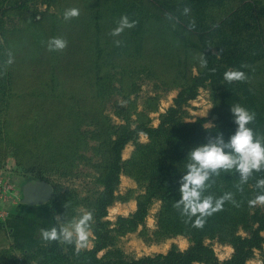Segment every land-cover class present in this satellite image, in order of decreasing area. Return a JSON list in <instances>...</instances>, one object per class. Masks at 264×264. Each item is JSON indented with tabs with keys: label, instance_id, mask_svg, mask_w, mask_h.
<instances>
[{
	"label": "rangeland",
	"instance_id": "374dc122",
	"mask_svg": "<svg viewBox=\"0 0 264 264\" xmlns=\"http://www.w3.org/2000/svg\"><path fill=\"white\" fill-rule=\"evenodd\" d=\"M27 1L29 13H0V86L4 92L0 97V224L10 216L23 221L18 229L11 225L16 242L0 238V264H35L29 255L53 243L44 241L39 229L57 226L56 216L68 222L85 210L95 215L94 202L102 191L93 167L100 162L95 125L118 126L127 120L132 129L157 127L184 89L186 78L196 76L200 68L198 41L164 20L146 0L128 10L121 0ZM231 5L209 9V20L222 21L232 11L228 12ZM115 6L118 12L113 17ZM73 7L80 10L79 17L65 21L64 11ZM125 14L138 23L119 37L111 36ZM57 36L65 37L68 47L49 52L46 42ZM116 39L122 41L121 46L114 44ZM9 52L14 57L11 65L6 64ZM181 119L200 121L205 128L215 125L211 83L199 87L196 97L183 105ZM137 143L147 144L148 139L139 133L121 152L123 166L115 201L101 220L111 230V245L98 253L99 258L119 250L126 259H139L172 248L183 251L190 245L188 236L171 234L161 224L157 200L134 231L115 232L117 218L132 214L136 199L144 193V186L125 168ZM47 186L52 188L47 202L22 203L25 193ZM22 208L27 210L24 216L19 213ZM94 223L95 219L92 228ZM22 231L23 237L18 233ZM236 234L244 237L248 232L239 227ZM94 242L91 229L83 250L92 249ZM204 243L219 261L233 253L230 242L218 236L205 237ZM245 264H264V244Z\"/></svg>",
	"mask_w": 264,
	"mask_h": 264
},
{
	"label": "trees",
	"instance_id": "16d2710c",
	"mask_svg": "<svg viewBox=\"0 0 264 264\" xmlns=\"http://www.w3.org/2000/svg\"><path fill=\"white\" fill-rule=\"evenodd\" d=\"M44 1L53 4L58 0ZM146 1L157 8L164 20L198 41L200 54L206 56L208 67H200L196 76L190 74L186 78L184 89L173 100V107L160 117L157 127L138 125L132 129L127 120L118 126L95 125L98 127L95 141L100 162L93 167L102 191L94 202V247L81 250L77 255L74 245L53 241L29 255V260L35 264H245L254 250L264 244V205L255 207L249 204V200L261 191L255 185L258 179L264 178V171L254 173L243 186L242 193L236 188L239 176L235 172H221L220 176H214L212 180L215 183L205 194L218 198L225 193H233L239 207L226 202L222 211L206 218L203 228L185 223L186 217H182L174 207L180 198L179 181L186 172L188 153L206 143L209 136L222 133L227 141L235 133L237 125L230 111L232 105L239 103L254 111L256 119L249 127L257 135L264 136V0ZM27 2L0 0V13L11 12L18 16L29 13L31 8ZM121 2L128 10L141 5L143 0ZM227 4H232L228 12L232 11L222 21L221 18L218 22L209 20V9L219 5L222 8ZM185 7L191 9L187 15L183 13ZM117 12L116 6L113 7V17ZM193 20L194 30L189 28ZM242 64L248 67L241 68ZM213 68L215 72L211 71ZM229 69L244 71L247 81L228 83L224 80V73ZM207 82L213 86V110L216 116V123L210 128L203 127L200 121L187 123L181 119L183 105L194 99L198 88ZM3 93L0 86V97ZM139 133L147 137L148 143L135 144L134 154L125 168L127 174L144 186V193L136 199V209L132 214L117 218L115 232L123 235L134 231L144 222L152 201L157 200L161 204V224L171 234L188 236L190 245L183 251L172 248L165 254L139 259H126L119 250L106 254L110 257L99 258L98 253L111 245V230L101 220L107 216V209L115 201L123 166L121 152ZM239 227L245 229L248 235H237ZM208 236H218L230 242L233 253L229 259L218 260L213 249L204 243V238Z\"/></svg>",
	"mask_w": 264,
	"mask_h": 264
},
{
	"label": "clouds",
	"instance_id": "9594fccd",
	"mask_svg": "<svg viewBox=\"0 0 264 264\" xmlns=\"http://www.w3.org/2000/svg\"><path fill=\"white\" fill-rule=\"evenodd\" d=\"M190 11L189 7H185L183 13L187 15ZM79 15L80 10L73 7L64 11L63 19L70 21ZM137 23L138 21L130 20L126 14L122 15L110 35L119 37L126 29L135 27ZM189 28L195 29L194 20L189 24ZM0 43H3L2 38ZM114 44L119 47L122 41L116 39ZM46 47L49 52H62L68 47V40L63 36L52 37L46 42ZM13 62L14 57L9 52L6 64L11 65ZM199 65L201 68L208 67V60L203 53L199 56ZM247 67L246 64L241 65V68ZM211 71L215 72V69ZM247 79L246 73L241 70L229 69L224 73V80L228 83L246 82ZM230 111L237 125L235 133L227 141L222 133L209 136L206 143L193 148L187 156L186 172L179 181L180 198L174 207L182 217H186L185 223H191L195 228H203L206 218L222 211L226 202L239 207L233 193H225L218 198L205 194L212 183H215L212 180L214 176H220L221 172H235L239 176L236 188L242 193L243 186L253 174L264 171V136L257 135L254 129L249 127L255 122L256 113L239 103L232 105ZM255 187L261 191L254 199L249 200V204L264 205V178L258 179ZM93 221L94 214L87 210L68 222H65L63 217L56 216L57 226L50 229L40 228L39 233L46 242L57 241L61 244L74 245L78 255L88 245Z\"/></svg>",
	"mask_w": 264,
	"mask_h": 264
},
{
	"label": "crops",
	"instance_id": "0c3cea01",
	"mask_svg": "<svg viewBox=\"0 0 264 264\" xmlns=\"http://www.w3.org/2000/svg\"><path fill=\"white\" fill-rule=\"evenodd\" d=\"M34 207H39V206H34ZM42 211V210H41ZM19 213L21 216H24L27 213V210H24V208H22L21 210H19ZM45 213V212H44ZM40 214H43V211L40 212ZM44 217H46L44 215ZM15 224V228L18 229V225H21L23 223V221L19 218H15L13 220H11V216L10 218L6 221V223L0 224V238L3 237L4 241H6L7 243L11 244V241H15L18 240L17 236H14L13 231L11 232V225ZM19 235H21L23 237L24 235V231H22L21 233L18 232ZM12 235V236H11ZM18 235V234H16Z\"/></svg>",
	"mask_w": 264,
	"mask_h": 264
},
{
	"label": "water",
	"instance_id": "95a60500",
	"mask_svg": "<svg viewBox=\"0 0 264 264\" xmlns=\"http://www.w3.org/2000/svg\"><path fill=\"white\" fill-rule=\"evenodd\" d=\"M52 195V188L47 186L43 190H31L24 194L22 203L27 205H39L47 202Z\"/></svg>",
	"mask_w": 264,
	"mask_h": 264
}]
</instances>
